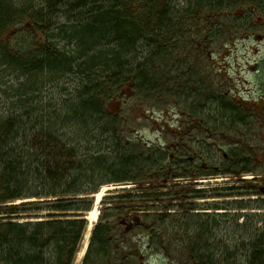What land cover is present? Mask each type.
I'll use <instances>...</instances> for the list:
<instances>
[{
	"label": "trees",
	"instance_id": "obj_1",
	"mask_svg": "<svg viewBox=\"0 0 264 264\" xmlns=\"http://www.w3.org/2000/svg\"><path fill=\"white\" fill-rule=\"evenodd\" d=\"M184 1L180 9L178 0H0V92L10 99L0 110V264H73L92 195L109 184H134L135 193L115 192L129 207L118 209L117 222L112 214L100 218L81 264H146L149 256L264 264L260 215L245 212L264 202L214 205L226 212L203 215L188 213L195 205L179 209L170 182L189 176V162L130 138L123 116L108 109L111 98L131 90L149 104L182 98L194 120L212 104L220 119L244 122V104L217 94L202 76L208 47L246 30L232 11L236 0ZM52 88L69 94H44ZM244 159L233 152L218 169L194 176L254 174L253 160ZM246 182L244 193L226 188L211 198L264 195ZM127 208L138 214L143 240L133 239V223L128 230L121 223ZM227 224L229 243L219 239Z\"/></svg>",
	"mask_w": 264,
	"mask_h": 264
},
{
	"label": "rangeland",
	"instance_id": "obj_2",
	"mask_svg": "<svg viewBox=\"0 0 264 264\" xmlns=\"http://www.w3.org/2000/svg\"><path fill=\"white\" fill-rule=\"evenodd\" d=\"M177 3L180 9H184L186 6L184 0H178ZM232 11L238 16L240 22L245 24L246 30H242L240 34L224 38L208 47L209 57L203 59L202 76L206 81V85L211 86L217 94H222L225 98L232 100L237 99L244 104L247 110L242 113V116H244L243 123L233 118L229 121L220 119L213 111L215 105L212 104L206 110L205 116L194 120L193 117H188L190 113L185 108L182 98H179V100L167 98L161 100L160 104H149L137 98L131 90H127L108 101L110 113L123 116L124 125L129 129L128 136L130 138L139 140L149 146L162 148L171 159L178 157L179 160V157H181L189 162L187 170L189 176L170 182V185L175 187L174 191L179 192L176 195L181 199L175 203L173 202L174 205L178 206L179 209H181L180 206H198L197 210L188 213H199L202 215L223 213L226 211L211 210L215 209V207L211 206L226 203L264 202V195L261 194H243V197L211 198L218 194L226 195L228 193L225 190L226 188L242 189L240 192L244 193L245 189L250 186L246 181L252 182L251 185L254 188L264 189V0H236V5ZM191 34V41H196L194 38L195 31H191ZM11 42L18 44V36L17 38H11ZM58 47L65 48V51L71 50L63 40H58ZM71 81L77 83L76 80L73 81L72 79ZM72 82L63 81L61 84L67 85L70 90L74 86ZM2 86H7V84ZM48 91L43 90L45 95L48 93L51 96L69 94V91L65 89L52 88ZM8 103H10L8 96H4L0 92L1 112L5 111ZM233 152L245 159L250 157L253 160L252 168L255 173L238 174L232 177L220 175L194 176V173L197 174L208 169H218L223 157L228 154L232 156ZM76 157L74 156L73 158L75 159ZM76 160L79 161L81 158H76ZM243 167L244 164L240 163L238 170ZM119 186H128L127 190L132 194L135 193L136 186L134 184H109L100 187L99 191L103 187H107V190L103 193L96 207V219L92 223L87 220L88 227L73 264H81L86 250H84L82 257L80 252L85 242H87L86 246L88 245L91 231L96 224L100 223V218L112 214L115 215L114 221H116L119 210L129 207V205L122 203L125 199L115 197L120 195L115 193L120 189L117 188ZM96 194H94V197ZM197 195H199V198L204 197V199H193ZM205 206H209V210H206L208 207ZM177 209L175 213L182 214L181 216L187 214L185 213L186 211ZM128 211V208L126 211H121L123 215L119 218L126 219L128 223H133V226H135L136 220L134 218L138 214ZM230 212L237 213L238 211ZM245 212L258 213L260 215V219L258 221L257 219L255 220L257 221L255 227L262 232L261 230L264 228V209ZM84 217H86V214ZM26 220L23 219L21 221ZM181 224L180 218L174 219L173 225L175 227H179ZM90 225L92 226L89 230ZM219 226L222 227L223 224ZM135 227L131 233L133 239L143 240L142 232ZM224 227L226 230L220 233L221 238L219 239L229 243L232 240L233 229L229 224L224 225ZM225 231L228 234H225ZM174 234L178 238L182 232L177 231ZM239 255H242V252ZM213 258L217 259V254L213 253ZM146 264L193 263L178 256L173 260L149 256Z\"/></svg>",
	"mask_w": 264,
	"mask_h": 264
},
{
	"label": "bare ground",
	"instance_id": "obj_3",
	"mask_svg": "<svg viewBox=\"0 0 264 264\" xmlns=\"http://www.w3.org/2000/svg\"><path fill=\"white\" fill-rule=\"evenodd\" d=\"M47 89H48V87H47ZM117 188H120V189H124V188H128V186H119V187H117ZM107 190V187H103V189H101V191H99L96 195H95V202H94V205H93V208L91 209V211H89V212H87L86 213V220H90L91 221V223H92V221H94L95 219H96V217H97V210H96V207H97V205H98V203H99V201H100V199L102 198V196H103V193L105 192ZM91 226L92 225H90V227H89V230L91 229ZM86 244H87V242H85L84 243V246H83V248H82V250H81V252H80V256L82 257V255H83V253H84V250H85V246H86Z\"/></svg>",
	"mask_w": 264,
	"mask_h": 264
},
{
	"label": "flooded vegetation",
	"instance_id": "obj_4",
	"mask_svg": "<svg viewBox=\"0 0 264 264\" xmlns=\"http://www.w3.org/2000/svg\"><path fill=\"white\" fill-rule=\"evenodd\" d=\"M121 223L128 229L133 227L132 224L128 223L127 221H121Z\"/></svg>",
	"mask_w": 264,
	"mask_h": 264
},
{
	"label": "water",
	"instance_id": "obj_5",
	"mask_svg": "<svg viewBox=\"0 0 264 264\" xmlns=\"http://www.w3.org/2000/svg\"><path fill=\"white\" fill-rule=\"evenodd\" d=\"M126 230H128V228H126Z\"/></svg>",
	"mask_w": 264,
	"mask_h": 264
}]
</instances>
